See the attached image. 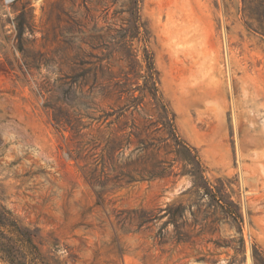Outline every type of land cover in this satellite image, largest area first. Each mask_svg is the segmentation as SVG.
I'll list each match as a JSON object with an SVG mask.
<instances>
[{
    "label": "rangeland",
    "instance_id": "rangeland-1",
    "mask_svg": "<svg viewBox=\"0 0 264 264\" xmlns=\"http://www.w3.org/2000/svg\"><path fill=\"white\" fill-rule=\"evenodd\" d=\"M130 5L0 0V206L61 264H258L264 3L138 0L174 129L150 96L124 111Z\"/></svg>",
    "mask_w": 264,
    "mask_h": 264
},
{
    "label": "trees",
    "instance_id": "trees-1",
    "mask_svg": "<svg viewBox=\"0 0 264 264\" xmlns=\"http://www.w3.org/2000/svg\"><path fill=\"white\" fill-rule=\"evenodd\" d=\"M255 1L264 3V0ZM126 11L130 16L123 19L122 26L110 37L113 40L110 47L121 53L120 60L126 63L128 69L125 72V81L117 89L121 94L139 91L138 96L130 94L127 100L131 105L126 104L124 111L132 106L135 110H139L144 99L150 96L154 101V108L161 112L164 123L174 129V118L169 117L170 110L160 94V74L156 67L154 53L148 44L149 32L140 12L138 0H131V5ZM136 42L137 45L134 46ZM178 143L183 144V147L190 152L192 168L187 170V173L197 182L203 177L200 160L184 141ZM211 197L215 198L216 195ZM220 200L218 199V203L221 202ZM44 244L45 240L41 236L40 229H31L23 225L11 211L0 206V258L2 260L9 264H61L50 255V250L44 252ZM54 244L57 246L58 243ZM254 256L258 264L264 263L260 253L257 252Z\"/></svg>",
    "mask_w": 264,
    "mask_h": 264
},
{
    "label": "built area",
    "instance_id": "built-area-1",
    "mask_svg": "<svg viewBox=\"0 0 264 264\" xmlns=\"http://www.w3.org/2000/svg\"><path fill=\"white\" fill-rule=\"evenodd\" d=\"M17 0H2V3L4 6H11L14 4Z\"/></svg>",
    "mask_w": 264,
    "mask_h": 264
}]
</instances>
